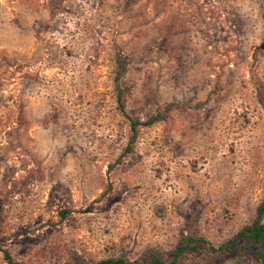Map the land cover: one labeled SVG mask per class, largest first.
<instances>
[{"label": "rangeland", "instance_id": "obj_1", "mask_svg": "<svg viewBox=\"0 0 264 264\" xmlns=\"http://www.w3.org/2000/svg\"><path fill=\"white\" fill-rule=\"evenodd\" d=\"M261 203L264 0H0L13 264L168 262L182 236L207 245L177 264H257L212 249Z\"/></svg>", "mask_w": 264, "mask_h": 264}, {"label": "trees", "instance_id": "obj_2", "mask_svg": "<svg viewBox=\"0 0 264 264\" xmlns=\"http://www.w3.org/2000/svg\"><path fill=\"white\" fill-rule=\"evenodd\" d=\"M115 63L120 71H117L113 78L114 83V90L116 101L120 104V88H119V79L123 74V64L120 60L119 54L115 55ZM162 115H154L150 117L143 125H150L156 121L162 120ZM129 129L132 133V136L135 135V128L134 123L130 122ZM241 243H247L245 250L250 251V255L254 258L257 264H264V204H259L255 209V218L251 221V223L247 226L242 227L239 229L235 235L228 241V244L224 247H218L217 249H212L214 251H235L237 250L238 245ZM198 244L207 245V242L201 238H190L186 236H182L178 241L176 247L170 253V259L168 262H164L160 260L157 256L152 255L151 259L147 264H177L179 260L183 257L184 254L194 251L195 247ZM251 246L253 247L251 249ZM0 252L3 254L4 259L8 264H13L10 256L6 252V249L0 245ZM96 264H130L127 263L122 258H115V259H106L100 261ZM138 264V263H132Z\"/></svg>", "mask_w": 264, "mask_h": 264}]
</instances>
